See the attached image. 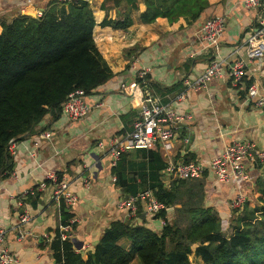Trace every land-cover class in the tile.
Instances as JSON below:
<instances>
[{
	"label": "crops",
	"instance_id": "1",
	"mask_svg": "<svg viewBox=\"0 0 264 264\" xmlns=\"http://www.w3.org/2000/svg\"><path fill=\"white\" fill-rule=\"evenodd\" d=\"M54 1L0 0V32L1 22H11L19 15L37 17ZM103 1L91 0L96 19L94 39L113 77L86 97L91 105L87 116L73 120L63 113L49 114L34 132L17 141L9 164L11 173L17 176L0 177V226L7 230L6 245L16 257L15 264H54L50 243L61 226L62 203L54 201L52 184L37 188L50 171L62 174L79 198L75 206H65L76 220L68 235L75 248L86 245L84 258L112 221L126 220L118 205L126 194L112 178L109 150L100 148L98 142L114 136L123 138L141 113L143 94L137 85V69L130 63L133 56L150 68L147 92L159 96L177 113L190 114L176 125L172 148L166 150L161 144L154 148L164 162L199 160L208 165L214 155L235 141H251L264 153V107L247 96L251 83H256L264 96V56L252 58L245 48L257 28L259 15H264V6L247 8L243 0H209V8L193 24L183 16L174 21L158 17L144 23L140 14L146 5L140 0L139 9L131 14L133 24L116 29L102 26L101 22L123 15L113 5L102 8ZM215 15H225L227 24L218 47L209 51L200 39V29L207 18ZM237 59L245 60L246 70L241 83L233 85L230 64ZM212 60L224 61V74L211 78L201 89H188L186 97L179 99V93L186 88L184 81L193 82ZM47 130L51 138L41 136ZM36 141H40L39 145H35ZM127 153L129 159L140 160L137 150ZM245 163V176L225 183L208 170L206 203L224 220H229L233 199L239 193L245 194L250 206L259 204L256 188L264 180V165L249 160ZM162 173L166 179L165 170ZM31 189L34 191L21 207L22 195ZM23 212L30 216L25 223L20 221ZM150 224L157 232L164 225L155 218ZM123 243L129 247L128 241ZM196 247L192 255L205 264L195 254Z\"/></svg>",
	"mask_w": 264,
	"mask_h": 264
},
{
	"label": "trees",
	"instance_id": "2",
	"mask_svg": "<svg viewBox=\"0 0 264 264\" xmlns=\"http://www.w3.org/2000/svg\"><path fill=\"white\" fill-rule=\"evenodd\" d=\"M139 1L104 0L102 8L113 5L123 18H105L101 25L128 28ZM142 1L144 23L183 16L193 24L210 6L209 0ZM1 25L0 177L11 174V140L34 132L47 115L62 113V104L74 90L82 89L88 96L114 75L94 39L91 0H55L40 17L19 15ZM136 150L139 161L129 159L126 151L113 167L116 184L125 196L147 189L154 192L166 206L154 217L165 220L161 231H155L140 210L135 219L112 221L84 258L69 235L63 238L62 227H68L69 234L75 222L71 223L73 214L62 203V227L50 243L54 264H132L136 258L139 264H192L194 245L205 264H264V180L256 188L259 204L250 206L247 201L224 220L206 203L208 170L202 177L166 180L162 172L167 163L161 153Z\"/></svg>",
	"mask_w": 264,
	"mask_h": 264
},
{
	"label": "built area",
	"instance_id": "3",
	"mask_svg": "<svg viewBox=\"0 0 264 264\" xmlns=\"http://www.w3.org/2000/svg\"><path fill=\"white\" fill-rule=\"evenodd\" d=\"M63 1V0H60ZM243 4L247 8H257L264 6V0H243ZM44 11H39L37 17L42 16ZM227 24L225 15H215L207 18L200 29V39L206 49L209 51L215 49L219 45L221 36L223 35ZM246 51L252 58L264 56V15H259L257 28L249 37L245 44ZM211 50V51H212ZM130 63L137 69L138 87L141 89L142 110L138 118L132 122V128L123 138L114 136L106 141H99L98 146L102 149H108L110 153V165L115 167L123 152L136 150L139 148L154 149L159 144L163 148H172V141L176 137V125L183 120H187L190 114L177 113L169 104L163 103L159 96H154L147 92V85L150 82V68L140 64L138 57H131ZM225 66L222 60H212L206 70L200 74L193 82L189 79L184 81L186 88L178 95L179 99L186 97L188 89H201L211 78L221 77ZM231 82L233 85L241 83L245 70L246 62L243 59H237L232 64ZM122 86H125L123 84ZM247 96L254 100L259 107H264V96L260 92V88L256 83H251L247 88ZM86 94L82 89H76L71 92L67 100L62 104V113L73 120H79L88 115L91 105L86 100ZM44 138H51L50 131H44L41 134ZM16 140H11L9 150L12 154L15 149ZM40 141H36L35 145H39ZM264 161V153L255 147L251 141H235L226 146L220 153L214 155L209 164L203 161H169L165 168L166 180L170 177L188 179L194 177H202L206 170H210L219 182L225 183L231 179H237L245 176L246 163ZM17 176L14 172L11 175ZM113 180L116 182L115 174H112ZM51 183L54 187L53 199L57 203H64L67 206H75L79 202L78 196L69 189L66 178L57 171H50L46 175V179L42 181L37 188L45 189ZM34 191L28 190L22 195L19 201L21 207L24 206L25 198ZM247 201L245 194L239 193L232 202L233 209H240ZM118 205L125 213V219H135L141 210L143 214L153 219L158 213L165 209V205L160 201L154 192L150 189L143 190L137 194H131L123 197ZM30 216L27 212H23L20 217L22 223L27 222ZM165 224V220L161 219ZM71 223L76 220L71 219ZM63 238H67L68 227H62ZM7 230L0 226V264H15L16 257L6 245ZM86 245L82 248H75L76 252L84 253Z\"/></svg>",
	"mask_w": 264,
	"mask_h": 264
},
{
	"label": "rangeland",
	"instance_id": "4",
	"mask_svg": "<svg viewBox=\"0 0 264 264\" xmlns=\"http://www.w3.org/2000/svg\"><path fill=\"white\" fill-rule=\"evenodd\" d=\"M190 260L192 262V264H203L199 258H196L194 255L191 254L190 256ZM140 262V261H139ZM132 264H138L137 260H134Z\"/></svg>",
	"mask_w": 264,
	"mask_h": 264
}]
</instances>
